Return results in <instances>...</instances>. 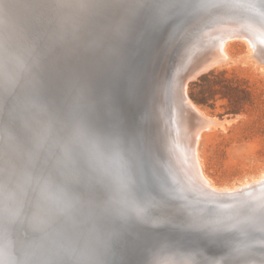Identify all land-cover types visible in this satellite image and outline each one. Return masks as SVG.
I'll list each match as a JSON object with an SVG mask.
<instances>
[{
  "label": "water",
  "instance_id": "1",
  "mask_svg": "<svg viewBox=\"0 0 264 264\" xmlns=\"http://www.w3.org/2000/svg\"><path fill=\"white\" fill-rule=\"evenodd\" d=\"M189 2L0 0V264H146L167 243L226 251L233 226L261 229L244 244L264 250V211L202 207L156 123L158 104L207 62L186 58L199 23L227 13L264 26V0ZM106 95L121 128L101 112ZM168 181L187 198L169 197Z\"/></svg>",
  "mask_w": 264,
  "mask_h": 264
},
{
  "label": "rangeland",
  "instance_id": "2",
  "mask_svg": "<svg viewBox=\"0 0 264 264\" xmlns=\"http://www.w3.org/2000/svg\"><path fill=\"white\" fill-rule=\"evenodd\" d=\"M224 15H227V13L223 14V16ZM259 22L260 21H256V23L260 24ZM226 25L227 24H222V26L220 27H215L213 26V24L210 23L208 18H206L203 22H201L198 26V35L193 36V38L188 41L187 45L188 47H191L192 50L190 51V53L187 55L186 58H196L194 59L195 61L201 60V59H208L211 57V54H212L211 52H213L212 49L216 48L215 46L217 47L222 46L224 41L228 39H232L233 35L237 33L240 35H244V37H246L245 40L249 42V45L253 51V59L252 58L246 59L245 55L248 50L247 43H245L244 41H241L242 40L241 38H237L236 40H233V42L231 40V44L228 47V51L231 57L234 58L235 61L219 62L217 63L219 65H217L215 63L217 58H214L212 56V58L207 60L211 62H209V64L206 67L208 68L213 63L215 64L211 66L205 74L201 75V77L199 76L198 78L194 79V76L197 75V73L193 72L194 74H192L191 71L193 68L187 67L186 69L188 68L190 69L189 75L183 78V83L187 82V92H188L189 98L207 116L211 118H217V119H223V120L226 118L228 120L229 119L231 120L230 124L226 123L227 125L226 130L215 129V130L204 132L203 137L199 144L200 157L203 162V171L204 173H206L208 178L211 179L212 182L218 187H234V186H239L243 182L252 181L253 180L252 177L260 174L261 170L264 169V72L261 71V68L262 67L264 68V46L262 47L258 45L257 43V41H260V40H262V43H264V39H263L264 37L261 36L262 38L261 39L260 34H258L259 31H257V29H253L251 26H247L246 24H242L241 26H237V25H227L226 26ZM203 27L205 28V30H203L204 29ZM217 28H221V29H217ZM193 33L190 36H192ZM254 51L258 55V58L257 57L254 58V56H256ZM259 56L261 57L259 58ZM182 59L184 58H180L179 60H182ZM179 60H178V64L176 62L173 69H175L176 67L179 68L180 65L183 63V61L180 62ZM166 62L164 63V61H162L159 72L168 71V69L165 70ZM147 64H150V66H153V73L156 74L157 73V70H156L157 58H155V55L152 58L151 57L149 58V60L147 61ZM171 67L169 63L168 68H171ZM176 69L171 72V74L169 75V78H165L161 82L160 87H161V92H162L163 97L165 96V92L168 91L169 83L174 82L176 72L178 71V69L177 70ZM158 109L160 110V112H158L157 117H156V120L158 119V122H156L158 125V134L160 133L162 147L168 159V151H166V145H165V142H164L165 140L163 136V133H164L163 128L165 127L168 128V126H166L167 124H166V121L164 120L163 112H162L163 109L162 107H159V104H158ZM178 114H181V111H177V114L175 113V111L173 112V115L175 118L177 117ZM181 119H182L181 121L183 124L182 125L183 129L188 131V134L191 136V140H192L193 125H194L193 119L191 118L189 114H187V112L185 113L184 118L182 116ZM151 130H153V127H151ZM186 149H185L184 158L188 166L190 167V171H192L193 175L195 176L196 182L194 181L192 182H193V186L195 187L193 189L197 191L196 189L197 187L198 189H202L204 187L203 181L199 178V176L201 175L200 167L196 166L195 160L190 155V153L192 152L191 150L192 148L190 146L189 147L187 146ZM191 166H193V168ZM168 182L171 183V184L169 183L170 186L175 185L174 183L172 185V181H168ZM263 185H264V182L261 181V182H258V185L256 184L252 186L251 184L247 186L246 188L240 189V191L233 192V194L240 195L239 200H245L251 197H255L259 202L264 203ZM259 186L261 188L263 187L262 190H258L260 189ZM171 189H173V187H171ZM169 191L170 190H168V195L170 194V192H172L171 195L169 196L173 200L174 199L183 200L184 194L181 192L182 190L179 191L177 190V188L176 190H174L177 193H180L181 195L180 194L178 195L176 192H174L175 193L174 194L173 190H171L170 192ZM173 196L174 197L176 196V197L174 198ZM184 197L187 198L185 195ZM180 203H182L180 207L183 206V209H186L187 215L188 213L193 211L192 204L190 203L184 204L183 202H180ZM219 214L220 213H218V215L216 216V219L218 220L220 219ZM201 220L202 219L192 217L190 219V224L191 225H202L204 224V222ZM236 222L237 221H232L230 223H236ZM230 226L231 224L226 227H230ZM240 230L243 231L244 229L239 226H233L229 228V231L236 232V233L238 232L240 235L237 234L233 236H228L226 238L232 237L234 239V242L236 241L237 243L241 245L240 246L239 244H237L238 247L230 249L231 253H230V250L229 252L228 250H226L228 253H230V255L226 251L225 252L220 251L221 253H218V250L217 251L213 250L215 252L212 251L214 255L217 254L216 257L213 255V253L210 250H206L207 253L205 251H201L199 252L200 254L196 255L198 251L193 250V249H191L192 251L190 249L187 250L186 247H182V248L183 249L186 248L184 250L186 252V256L193 255L192 258L200 259V260L202 259V261L203 262L205 261V263H207L209 259L208 261L209 263H212L211 262L212 260L213 262H216V260L217 262H219L220 260V262L221 263L223 262L224 264L225 262L228 263L231 259L235 257H237V259L235 258L236 261H238L239 259L240 261H242V259L243 260L245 259L244 257L247 258L248 256H250L251 258L248 257L250 260L245 259L244 261H247L250 264H253L252 261L255 260L254 256H257V253L258 255L261 253L264 254L263 253L264 250H261V248L258 249L259 251L261 250V253H260L256 247L252 246V248H250L248 247L249 245L247 246L242 243L246 242L248 238L250 239L249 241H251L252 237L257 238L256 235H260L261 232H257V234L255 235L256 230H253L252 232L250 230V232L248 233H244V232H247L249 230L243 231V232ZM240 232L244 233V235L243 234L241 235ZM253 232L254 234L252 235ZM245 235L246 236L249 235L247 236L248 238ZM241 236H244L246 238H244V240L242 241H239L241 240L240 238H243ZM236 242L233 244L234 245L233 247H235ZM168 245L169 247H166L167 245H163V244L160 245L158 250L153 254L151 260H149L146 264H156L161 259V257H163L165 253L168 254L170 251H171L170 254H174V255L184 254V251L181 250L180 248L181 245H178L180 247L175 245L177 247V250L175 249L176 247L174 246V244L170 245L169 243ZM170 246H173V247L171 248ZM162 247L165 250H167V252H165V250L162 249ZM241 248L242 249L245 248V249L242 250ZM160 249L163 251L162 253L159 252ZM173 249L175 252H173ZM235 249H237L238 252L239 250H242V253L241 252L236 253L237 250L234 251ZM251 249L252 251H249ZM182 251L183 253H180ZM245 251L247 252L248 256L245 255L246 253ZM253 251H256L257 253L255 254ZM177 252H179V254ZM190 252H193L194 254L193 253L190 254ZM209 252L212 253L210 256H209L210 254ZM250 252H253V253H251L250 255ZM232 253L234 256H232ZM158 254L162 256L160 257V255L158 256ZM220 254L223 255L224 258ZM224 254L228 255L230 259L227 258L226 255ZM235 254H237V256ZM252 254H255V255L253 256ZM182 256H185V254ZM204 256L207 258L214 256V258L206 259L204 258ZM239 257H241L242 259ZM221 258L223 261H221ZM225 258L228 259L229 261L225 260ZM260 262L262 263V261ZM260 262L258 261L257 263H260Z\"/></svg>",
  "mask_w": 264,
  "mask_h": 264
},
{
  "label": "bare ground",
  "instance_id": "3",
  "mask_svg": "<svg viewBox=\"0 0 264 264\" xmlns=\"http://www.w3.org/2000/svg\"><path fill=\"white\" fill-rule=\"evenodd\" d=\"M256 17V16H255ZM208 19H209V21H210V23L211 24H213V26H215V27H220V26H222V24H227V25H237V26H241L242 24H246L247 26H251L253 29H257V31H259L258 32V34H260V38H261V36L262 37H264V26L262 25H260V24H258V23H256V22H252V21H249V22H247L246 20H244V19H242V18H239V17H235V18H231V16L230 15H224V17L221 19V20H219V18H217V16L216 15H213V16H210V17H208ZM262 23V22H261ZM200 24V23H199ZM208 25V24H207ZM226 25V26H227ZM203 26V25H202ZM229 27V26H228ZM227 27V28H228ZM233 27V26H232ZM232 27H230V28H232ZM204 28V27H203ZM217 29H221V28H217ZM202 30V29H201ZM203 30H205V28L203 29ZM233 33V32H232ZM213 36V35H212ZM222 37V36H221ZM237 38H241L242 40L241 41H244L245 43H247V46H248V50H247V53H246V55H245V57H246V59L247 58H252L253 59V51H252V48L250 47V45H249V42L248 41H246L245 39H246V37H244V35H240V34H237V33H235V35H233V38L232 39H228V40H226V41H224V43L222 44V46H220V47H217V46H215L216 48H213L212 50H213V52H211L212 54H211V57L210 58H212V56L214 57V58H217V60H216V64L217 63H219V62H224V61H235L234 60V58H232L231 57V55H230V53H229V51H228V47H229V45L231 44V40H232V42H233V40H236ZM262 39V38H261ZM264 39V38H263ZM261 41V42H260ZM260 41H257V43H258V45H260V46H264V43H262V40H260ZM254 53H255V51H254ZM256 54V53H255ZM262 55V54H261ZM255 57H257L258 58V55L256 54V56H254V58ZM261 56H259V58H260ZM210 58H208V59H210ZM180 59V58H179ZM207 59V60H208ZM245 59V58H244ZM213 60V59H212ZM179 61H181V60H179ZM209 62H211V61H207L205 64H203L202 66H200V67H196V68H193L192 69V71H191V73H193V72H196L197 73V75H195L194 76V79L195 78H198L199 76L201 77V75H203V74H205L208 70H209V68L211 67V66H213L215 63H213L210 67H206L208 64H209ZM226 63V62H225ZM177 64H178V61H177ZM221 64H223V63H221ZM220 64V65H221ZM217 65H219V64H217ZM177 68V67H176ZM175 68V69H176ZM261 71H263L264 72V68L262 67L261 68ZM195 73V74H196ZM174 74H175V72H174ZM189 75V74H188ZM181 77V76H180ZM173 81V80H172ZM183 81V80H182ZM176 86V90H177V84L175 85ZM165 90V89H164ZM179 92L180 93H177L176 91H174L173 93H171V95L169 96V98L167 97V101L165 102V103H163L162 104V109H163V117H164V120L166 121V126H168V128L167 127H165V128H163V130H164V133H163V136H164V142H167L166 143V146H167V151H168V154H169V157H170V160H171V162H172V164L175 166V167H177V169L175 170L178 174H179V177H180V179L183 181V183H187V185H190L191 186V188L193 189V188H195L194 186H193V182L192 181H194V182H196L195 181V176L193 175V173H192V171H190V167L188 166V164H187V162L185 161V158H184V154H185V149H186V147L188 146H190L192 149V152L190 153V155H191V157H193V159L195 160V163H196V166H198V167H200V176H199V178L203 181V185H204V187L202 188V189H198V187L196 188L197 189V191H195V189H193L195 192H197L196 194L198 195V196H202V197H200V199H204V198H206L207 200H209V201H207L206 203V205H204V206H202V207H207V206H213L214 208H218L219 206H223L224 207V209H227V210H229V209H231V208H233V207H239V206H241V205H244V204H249V203H253V206H255L256 208H258L259 210H261V211H264V203H262V202H259L255 197H251V198H248V199H245V200H239V198H240V195H236V194H233V192H235V191H240V189H242V188H246L247 186H249V185H251L252 184V186H254V185H258V182H264V169H262L261 170V172H260V174H258L257 176H253L252 178H253V180L252 181H249V182H243L242 184H240L239 186H234V187H218V186H216L213 182H212V180L211 179H209L208 178V176L206 175V173H204V171H203V162H202V159H201V157H200V151H199V144H200V141H201V139H202V137H203V133L204 132H206V131H211V130H215V129H222V130H226V123L228 124H230L231 123V120L229 119H217V118H211V117H209V116H207L190 98H189V96H188V92H187V82H184V83H182L181 84V88H179ZM173 109H174V111H175V113L177 114V111H181V114H178L177 115V117L175 118L174 117V115H173ZM160 112V111H159ZM187 112V114H189L190 116H191V118L193 119V123H194V125H193V138H192V140H191V136L188 134V131H186L185 129H183V127H182V116H183V118H184V115H185V113ZM161 119V118H160ZM161 121V120H160ZM168 129H169V131H168ZM169 133V134H168ZM187 150V149H186ZM192 168H193V166H191ZM175 169V168H174ZM198 170H199V168H198ZM256 177V178H255ZM168 183H170V182H168ZM171 184V183H170ZM196 184V183H195ZM259 184H261V183H259ZM172 185H173V182H172ZM170 188H169V190L171 191V190H173V193L174 192H176V191H174V190H176V186L174 187V186H170V185H168ZM171 187H173V189H171ZM251 187V186H250ZM260 187V186H259ZM263 187H264V185H263ZM262 187V188H263ZM175 188V189H174ZM262 188L260 187V189H258V190H262ZM181 189V188H180ZM257 189V188H256ZM178 190V189H177ZM182 190V189H181ZM169 191V192H170ZM182 192V191H181ZM171 193L172 192H170V194L169 195H171ZM177 193V192H176ZM251 193H252V191H251ZM175 194V193H174ZM178 195L180 194V193H177ZM177 194H176V196H177ZM246 194H247V192H246ZM260 194V193H259ZM168 195V196H169ZM181 195V194H180ZM175 196V197H176ZM170 197V196H169ZM174 197V196H173ZM174 197V198H175ZM175 200V199H174ZM239 201V202H238ZM209 203H211V204H213V205H210ZM236 203H238V204H236ZM185 204V203H184ZM188 205V204H187ZM189 207H190V205H189ZM216 218V217H215ZM256 218V217H255ZM255 218H253V219H255ZM245 219H247V218H245ZM224 225L225 226H229L230 225V223H224ZM256 230H258V229H256ZM259 230H261V229H259ZM238 231V230H237ZM240 231H242V230H240ZM253 230H251V232H252ZM239 232V231H238ZM237 232V233H238ZM243 232V231H242ZM248 232H250V230L249 231H247V232H244V233H248ZM241 233V232H240ZM244 233H241V235L243 234L244 235ZM251 234V233H250ZM254 234V232L252 233V235ZM257 234V232L255 233V235ZM259 234V233H258ZM262 234V233H261ZM260 234V235H261ZM238 235H240L239 233H238ZM233 236V235H232ZM246 236V235H245ZM247 236H249V235H247ZM246 236V237H247ZM228 237V236H227ZM237 237H239V236H237ZM241 237H243V238H240L241 240H239V241H242V240H244V238H246V237H244V236H241ZM256 237H258V235L256 236ZM232 238V237H231ZM248 238V237H247ZM236 240H238V239H236ZM246 240V239H245ZM248 241L250 240L249 238L247 239ZM246 240V241H247ZM236 242V241H235ZM234 242V243H235ZM252 242V241H251ZM233 243V244H234ZM242 243V242H241ZM245 242H243L242 244H244ZM169 243H167V246L166 247H169V245H168ZM237 244H239V243H237L236 242V245H235V247H232V248H236V247H238L237 246ZM262 244H264V243H262ZM171 245V244H170ZM173 245V244H172ZM240 245V244H239ZM245 245V244H244ZM244 245H243V247H244ZM175 246V245H174ZM178 246V245H177ZM234 246V245H233ZM241 246V245H240ZM248 246V245H247ZM259 247H260V245H258ZM263 246V245H262ZM165 247V246H164ZM165 247V248H166ZM171 248L173 247V246H170ZM176 247V246H175ZM178 247H180V246H178ZM182 247H185V246H182L181 245V250H185L186 248H182ZM246 247V246H245ZM248 247H250V248H252V246H248ZM247 247V248H248ZM261 248V247H260ZM260 248H257V250L258 249H260ZM162 249H164L163 247H162ZM168 249V248H167ZM170 249V248H169ZM176 250H177V247L175 248ZM179 249V248H178ZM242 249V248H241ZM245 248H243L242 250H244ZM165 250V249H164ZM187 250H189V249H187ZM191 250V249H190ZM237 249H235L234 251H236ZM242 250H239V252H238V250L236 251V253H242ZM254 250V249H253ZM255 250H256V248H255ZM170 251V250H169ZM178 251H180V250H178ZM183 251L182 252H180V253H183ZM192 251V250H191ZM211 252L213 251V250H210ZM217 251V250H216ZM247 251H248V249H247ZM249 251H252V249L251 250H249ZM259 251V250H258ZM159 252H163L161 249L159 250ZM165 252H167V250H165ZM164 252V253H165ZM171 252V251H170ZM170 252L168 253V254H164L163 255V257H161L162 255H160V254H158V256L160 255V257H161V261L158 263V264H223V262L221 263L220 262V260H219V262H217V260H216V262H213V260L211 261L212 263H209L208 261H209V259L208 258H211V259H213L214 258V256L216 257V255L217 254H215L214 255V253L213 252H215V251H213L212 253H213V255L214 256H212V257H205L204 256V258H206V259H208V261H207V263H205V261L203 262L202 261V259L200 260V259H195V258H192L193 257V255L191 256V255H188V256H186V252L184 251V254H185V256H182V255H184V254H181V255H177V254H170ZM173 252H175L174 251V249H173ZM187 252H189V251H187ZM195 252V251H194ZM206 252V251H205ZM211 252H209L208 254H209V256L212 254ZM222 252H225V251H222ZM227 252V251H226ZM228 252H229V250H228ZM227 252V253H228ZM246 252V251H245ZM245 252H243V253H245ZM255 254L257 253L256 251H253ZM253 252H250V255H251V253H253ZM260 253H261V250L259 251ZM178 254H179V252H177ZM191 253H193V252H190V254ZM207 253V252H206ZM217 253V252H216ZM218 253H221L219 250H218ZM230 253H231V250H230ZM230 253H228L229 255H230ZM235 253V252H234ZM264 253V252H263ZM194 254V253H193ZM197 254H200L199 252L198 253H196V255ZM203 254H204V252H203ZM255 254H252L253 256L255 255ZM262 254V253H261ZM195 255V256H196ZM202 255V254H201ZM206 255V254H205ZM221 255V254H220ZM219 255V256H220ZM224 255H226V254H224ZM236 256H237V254H235ZM242 255V254H241ZM245 255L246 256H248L247 255V252L245 253ZM264 255V254H263ZM198 256H200V255H198ZM222 257H223V255H221ZM220 256V257H221ZM232 256H234L233 255V253H232ZM240 256V255H239ZM243 256V255H242ZM241 256V257H242ZM253 256H252V258H253ZM257 256H258V253H257ZM257 256H254L255 258L257 257ZM159 257V258H160ZM202 257V256H201ZM226 257L227 258H229L228 257V255H226ZM241 257H239V258H241ZM248 257H250V256H248ZM246 258V257H244L246 260L247 259H249V258ZM199 258V257H198ZM224 258V257H223ZM232 258V257H231ZM236 259H237V257H235ZM235 258H233V259H231L230 261L228 260V259H226L225 258V260H228L227 262L228 263H224V264H250L249 262H247V261H244L242 258V261H240V259L238 260V261H236V259ZM251 258V257H250ZM217 259H219V258H217ZM230 259V258H229ZM200 260V261H199ZM250 260V259H249ZM248 260V261H249ZM157 261V260H156ZM202 261V262H201ZM214 261H215V259H214ZM221 261H223L222 260V258H221ZM254 261H256V262H260L261 260H253L252 261V263L254 262ZM251 262V261H250ZM254 264V263H253ZM256 264H264L263 263V261H262V263L260 262V263H256Z\"/></svg>",
  "mask_w": 264,
  "mask_h": 264
},
{
  "label": "snow or ice",
  "instance_id": "4",
  "mask_svg": "<svg viewBox=\"0 0 264 264\" xmlns=\"http://www.w3.org/2000/svg\"><path fill=\"white\" fill-rule=\"evenodd\" d=\"M182 3L187 6L190 4L189 0H182ZM138 94V89L135 86H132L129 88V95L135 98ZM103 100L105 102L104 108L102 109L101 112H106L107 118L111 121L112 125L118 128L122 127V120H121V115L119 111L112 106L111 104V96L106 95L103 96ZM146 191V190H145ZM143 195V193H141ZM159 195V193H157ZM206 243H211L212 242V237H208L205 241Z\"/></svg>",
  "mask_w": 264,
  "mask_h": 264
}]
</instances>
